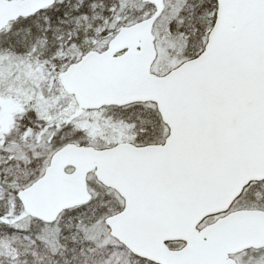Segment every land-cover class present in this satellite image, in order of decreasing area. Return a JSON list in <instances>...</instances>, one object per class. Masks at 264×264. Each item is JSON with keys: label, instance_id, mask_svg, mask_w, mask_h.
<instances>
[{"label": "snow or ice", "instance_id": "1", "mask_svg": "<svg viewBox=\"0 0 264 264\" xmlns=\"http://www.w3.org/2000/svg\"><path fill=\"white\" fill-rule=\"evenodd\" d=\"M0 264H264V0H0Z\"/></svg>", "mask_w": 264, "mask_h": 264}]
</instances>
